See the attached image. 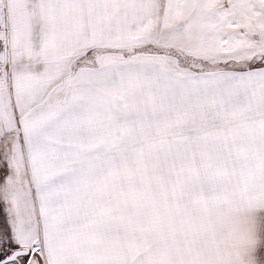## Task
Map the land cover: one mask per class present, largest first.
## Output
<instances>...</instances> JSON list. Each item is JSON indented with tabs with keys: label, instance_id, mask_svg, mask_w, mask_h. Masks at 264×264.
Segmentation results:
<instances>
[{
	"label": "snow or ice",
	"instance_id": "1",
	"mask_svg": "<svg viewBox=\"0 0 264 264\" xmlns=\"http://www.w3.org/2000/svg\"><path fill=\"white\" fill-rule=\"evenodd\" d=\"M0 264H264V0H0Z\"/></svg>",
	"mask_w": 264,
	"mask_h": 264
}]
</instances>
